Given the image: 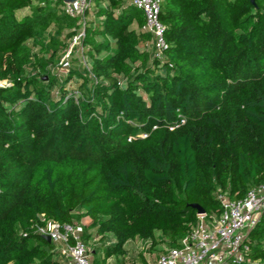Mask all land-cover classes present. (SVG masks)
Masks as SVG:
<instances>
[{
    "label": "trees",
    "instance_id": "1",
    "mask_svg": "<svg viewBox=\"0 0 264 264\" xmlns=\"http://www.w3.org/2000/svg\"><path fill=\"white\" fill-rule=\"evenodd\" d=\"M63 7L0 0V264H65L48 221H86L92 264L135 239L178 248L192 205L217 217L218 193L264 182V0H161L163 57L130 0H92L87 67L67 73ZM249 245L264 264V212Z\"/></svg>",
    "mask_w": 264,
    "mask_h": 264
},
{
    "label": "built area",
    "instance_id": "2",
    "mask_svg": "<svg viewBox=\"0 0 264 264\" xmlns=\"http://www.w3.org/2000/svg\"><path fill=\"white\" fill-rule=\"evenodd\" d=\"M130 1L143 12L144 24L141 29L151 36L155 55L163 57L167 45L163 37L164 26L159 21L161 0ZM91 6L92 0L64 4L63 11L72 18H78L79 29L68 42L57 64L56 68L62 73H67L71 57L75 54L79 57L80 66L87 67L82 57V41L85 27L90 21L85 12ZM8 85L7 81H0V87ZM217 198L220 203L218 216L196 214L195 224L181 239L179 247L162 250L154 264H253L249 259V233L264 212V182L251 188L241 199H229L222 193H218ZM35 233L50 237L65 264H92L91 243L82 241V224L59 225L48 221L44 226L35 227Z\"/></svg>",
    "mask_w": 264,
    "mask_h": 264
},
{
    "label": "rangeland",
    "instance_id": "3",
    "mask_svg": "<svg viewBox=\"0 0 264 264\" xmlns=\"http://www.w3.org/2000/svg\"><path fill=\"white\" fill-rule=\"evenodd\" d=\"M86 221L82 222V225H84ZM96 245L99 243L98 239L95 237ZM151 243L148 240H141V239H135L133 241H130L126 244V257L124 260V264H142L144 262L145 264H154L155 259L157 255L161 252L162 249L167 248L165 245L158 244L155 246V248H150ZM92 247V244H91ZM92 252V249H91ZM93 259V257H92ZM118 260V263L115 261ZM122 258L116 257L111 258L108 260L107 264H119L121 263Z\"/></svg>",
    "mask_w": 264,
    "mask_h": 264
},
{
    "label": "water",
    "instance_id": "4",
    "mask_svg": "<svg viewBox=\"0 0 264 264\" xmlns=\"http://www.w3.org/2000/svg\"><path fill=\"white\" fill-rule=\"evenodd\" d=\"M64 4H71V3H75L79 0H61ZM250 2L252 4H254V0H250ZM192 208L195 209L196 213L197 214H203L204 213V210L198 206V205H192ZM44 239L47 241V242H51L50 241V237L49 236H44Z\"/></svg>",
    "mask_w": 264,
    "mask_h": 264
}]
</instances>
